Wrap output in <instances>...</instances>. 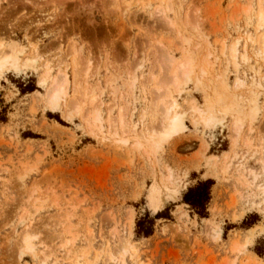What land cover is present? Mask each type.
Returning a JSON list of instances; mask_svg holds the SVG:
<instances>
[{
	"label": "rangeland",
	"instance_id": "374dc122",
	"mask_svg": "<svg viewBox=\"0 0 264 264\" xmlns=\"http://www.w3.org/2000/svg\"><path fill=\"white\" fill-rule=\"evenodd\" d=\"M262 11L264 0H0V50L19 61L0 73V264H264ZM171 58L191 63L181 92L170 86L186 128L160 143L155 89L171 83ZM207 180L200 218L184 198ZM147 215L150 237L137 227Z\"/></svg>",
	"mask_w": 264,
	"mask_h": 264
},
{
	"label": "bare ground",
	"instance_id": "6f19581e",
	"mask_svg": "<svg viewBox=\"0 0 264 264\" xmlns=\"http://www.w3.org/2000/svg\"><path fill=\"white\" fill-rule=\"evenodd\" d=\"M160 14L162 15L161 17L166 16L165 11H163V10H159V15ZM261 20L264 21V12L263 11L261 12ZM260 44H261V47H262V49L264 51V35H262V37L260 39ZM2 46H0V48ZM16 50H18V49H16ZM15 55H16V53H15ZM230 55H231L232 58L236 59V50H235V48H232V50L230 52ZM171 64H173V66H174V62H173L172 58H171ZM18 66H19L18 59L15 58V56L14 57L10 56L2 48L0 50V73H2L4 70H7L9 68L17 69ZM191 72H192L191 63L188 62V61L181 62L178 65L174 66V68L171 70V79L172 80H171L170 84H166L165 81H162V82L156 84L157 87L155 89V93L157 95L156 98L159 99L160 102H161V109L163 111V123H162V126H161V130L159 131L157 136L154 137V138L155 139L159 138L157 140H160V143L166 142L171 137L180 134L186 128L185 125H184V121H183V115H181L179 113H174L172 115V112L175 111V109H177L178 105H177L176 100L173 97L172 91L170 90V86H172L175 90L180 91V87L185 82H187L189 80L188 77H189ZM67 82H68V80H67V77L65 76V78L63 80V83H61V84L55 83L52 87L49 88L48 96H47L49 102H51V101L59 102L62 99V97L66 95L64 88L67 85ZM240 86L237 85L236 86L237 89H239ZM214 113H215L214 109L213 108H209L208 116L202 119L203 122L205 123V125H207L206 127H208V128L210 126H213L214 124L217 123V120L214 117ZM238 113H240V112H238ZM95 120H97L96 116H95ZM123 121H124L123 115H121L120 116L121 124H123ZM240 124L241 123L239 121H237L235 123V125H234V131L235 132L240 130V127H241ZM155 203H154V205H155ZM27 236H25L24 240L27 239L25 244H26V246L28 248H30L31 245H30V241L28 240L29 237H27ZM132 247H134V246H132ZM127 249L128 250L130 249V245L127 247ZM127 249H125V250H127Z\"/></svg>",
	"mask_w": 264,
	"mask_h": 264
},
{
	"label": "trees",
	"instance_id": "16d2710c",
	"mask_svg": "<svg viewBox=\"0 0 264 264\" xmlns=\"http://www.w3.org/2000/svg\"><path fill=\"white\" fill-rule=\"evenodd\" d=\"M25 91L33 92L35 91V88L29 84L25 87ZM7 110L8 107L5 105H2V107H0V122L4 123L7 121ZM214 184L215 183L212 180L199 182L196 186L190 188L189 192L185 195V203L188 204L195 212V214L200 218L208 217V206L211 201V190ZM160 218H162L161 213L156 216V219ZM255 218L248 223L247 221H245L244 225L252 227L258 222V220H256ZM154 226V220L151 219L149 215H147L144 219L138 222V234L144 235L145 237H150L154 233ZM255 251L260 257L264 255V251H260V249L257 247Z\"/></svg>",
	"mask_w": 264,
	"mask_h": 264
},
{
	"label": "crops",
	"instance_id": "0c3cea01",
	"mask_svg": "<svg viewBox=\"0 0 264 264\" xmlns=\"http://www.w3.org/2000/svg\"><path fill=\"white\" fill-rule=\"evenodd\" d=\"M252 229H254V228H252ZM252 229H250V230H252ZM250 230H248V231H245L244 232V236H245V234H247ZM252 247V245H250L249 247H248V250H249V252H250V248ZM251 253V252H250ZM253 255H255V254H253ZM259 259H261L262 261H263V263H264V257L263 258H261V257H259L258 255H256Z\"/></svg>",
	"mask_w": 264,
	"mask_h": 264
}]
</instances>
